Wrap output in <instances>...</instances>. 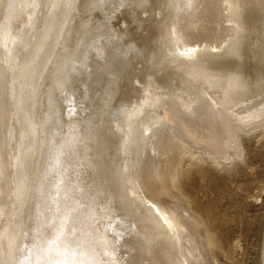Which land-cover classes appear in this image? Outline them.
<instances>
[{"label":"bare ground","instance_id":"6f19581e","mask_svg":"<svg viewBox=\"0 0 264 264\" xmlns=\"http://www.w3.org/2000/svg\"><path fill=\"white\" fill-rule=\"evenodd\" d=\"M258 143L264 0H0V264H225L190 192Z\"/></svg>","mask_w":264,"mask_h":264},{"label":"rangeland","instance_id":"374dc122","mask_svg":"<svg viewBox=\"0 0 264 264\" xmlns=\"http://www.w3.org/2000/svg\"><path fill=\"white\" fill-rule=\"evenodd\" d=\"M259 144H254L250 156L253 168L245 170L242 176L236 175L238 181L227 183L215 175H207L206 196L195 190L190 192L214 229L219 243L217 252L225 264H241L243 258L250 256L247 252L249 241L253 239L251 226L264 206V171L260 172L264 166V151L254 152ZM232 241H235L233 245Z\"/></svg>","mask_w":264,"mask_h":264},{"label":"water","instance_id":"95a60500","mask_svg":"<svg viewBox=\"0 0 264 264\" xmlns=\"http://www.w3.org/2000/svg\"><path fill=\"white\" fill-rule=\"evenodd\" d=\"M263 201H264V198H263ZM262 257V262H261V264H264V251H263V255H261Z\"/></svg>","mask_w":264,"mask_h":264}]
</instances>
